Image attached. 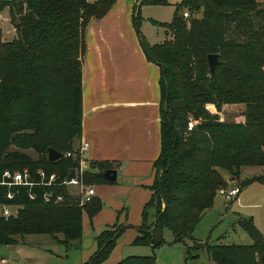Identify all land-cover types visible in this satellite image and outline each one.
<instances>
[{
    "label": "trees",
    "instance_id": "16d2710c",
    "mask_svg": "<svg viewBox=\"0 0 264 264\" xmlns=\"http://www.w3.org/2000/svg\"><path fill=\"white\" fill-rule=\"evenodd\" d=\"M116 0H0L8 7L15 30L0 41V165L12 170L43 169L63 180L76 168L79 155L56 161L32 158L9 147L21 133L35 152L53 147L61 153L75 150L81 130V65L84 29L90 18H101ZM167 5L168 0H141ZM185 8L183 11L181 8ZM188 11L189 16L182 13ZM200 13L199 17L194 14ZM133 23L137 26L138 12ZM165 39L139 42L149 61L160 68V152L155 175L144 204L143 221L133 245L160 246L162 229L176 239L189 235L213 206L216 193L227 182L219 169L240 179L242 166H264V0H180L172 18L163 22ZM208 54L221 63L209 72ZM243 104L244 122L220 120L225 104ZM190 119L197 123L188 130ZM18 160V161H14ZM97 171H92L96 169ZM106 163L90 162L81 175L85 185L110 182L102 172ZM262 180L245 177L241 183ZM0 186V204H17L18 213L0 215V244L14 245L24 234L60 233L68 244L81 238V213L100 208L94 197L78 205V197L59 185L58 204L30 200L22 187L12 199ZM154 207L152 221L147 209ZM252 237L249 245L206 244L212 264H264V236L250 221L241 222ZM127 226L113 225L95 238L96 249L83 264H103ZM203 246V244H198ZM115 264H155L154 254L128 255Z\"/></svg>",
    "mask_w": 264,
    "mask_h": 264
},
{
    "label": "rangeland",
    "instance_id": "374dc122",
    "mask_svg": "<svg viewBox=\"0 0 264 264\" xmlns=\"http://www.w3.org/2000/svg\"><path fill=\"white\" fill-rule=\"evenodd\" d=\"M140 1L119 0L121 5L119 7L123 9L127 4H136L134 10L136 13L138 12L139 16L137 26H134L133 23L134 15H136L133 9L129 10L125 19L130 16L131 29L137 37L141 36L148 44H158L165 39L163 22L171 20L174 5L180 0H168L167 5L142 4ZM181 9L183 11L185 8L182 7ZM122 14L119 16L121 17ZM199 16L200 13L194 14V17ZM8 18L9 10L8 7H5L0 13V39L7 38L10 40L13 38L12 25ZM243 112V104H225L221 108L219 117L222 121L244 122ZM196 123L197 121L195 122L193 119L189 121L192 128ZM191 129L188 128V130ZM33 137L29 132L21 133L15 138L9 149L25 152L34 159L46 158V151L35 152L28 146V142L32 141ZM75 142L76 140L73 144ZM219 172L227 182L226 188L240 186V193L236 197L227 198L217 192L213 206L205 213L189 235L176 239L173 233L164 227L162 229L163 242L153 251L147 245H133L128 242L129 240L132 241L138 234L137 227L143 221L142 211L144 204L149 200V195H146L147 199L144 201L143 197L134 201L133 197L127 195L128 187L132 186L121 182V179L114 183L94 181L90 186L95 191L93 197L94 200L100 202V208L92 216L85 210L82 211L80 239L71 240L66 245L61 241H56L48 234H24L17 237V244L10 246L0 244V264H83L87 259L82 263L80 262L82 248L85 247L87 250V247L92 246L95 249L97 235L113 225L127 226L116 241V248L121 249L122 257L153 253L155 264H211L205 250L206 244L222 242L249 245L252 243V237L241 222L250 221L264 236V166H242L240 179L233 178L227 169L221 168ZM260 175L262 180H254L247 184L241 183L245 177ZM140 188L142 189L140 191L145 189ZM77 189L76 187L70 188L72 192L77 191ZM3 208L5 207L0 206V215ZM9 210L13 216L18 213V208L15 206L9 207ZM154 212V207L147 209L149 222L152 221ZM55 236L60 240L63 239V235L60 233ZM198 244H203V246ZM1 258L5 259V263L1 262Z\"/></svg>",
    "mask_w": 264,
    "mask_h": 264
},
{
    "label": "crops",
    "instance_id": "0c3cea01",
    "mask_svg": "<svg viewBox=\"0 0 264 264\" xmlns=\"http://www.w3.org/2000/svg\"><path fill=\"white\" fill-rule=\"evenodd\" d=\"M119 6L116 0L103 17L92 18L84 29L81 130L74 146L87 142L83 158L88 169L90 162L110 165L116 171L114 182L121 179L131 185L127 195L144 201L146 195L151 197L153 163L160 152V68L146 58L139 36L131 29L130 16L125 19L136 4ZM11 31L14 37L13 27ZM140 187L145 189L140 191ZM95 249L82 248L80 262L88 260ZM116 249L115 245L103 264H115L122 258L121 249Z\"/></svg>",
    "mask_w": 264,
    "mask_h": 264
},
{
    "label": "built area",
    "instance_id": "2783aa9c",
    "mask_svg": "<svg viewBox=\"0 0 264 264\" xmlns=\"http://www.w3.org/2000/svg\"><path fill=\"white\" fill-rule=\"evenodd\" d=\"M184 17H188V11L182 13ZM192 128L191 125L188 127ZM88 148V143L85 141H80L79 145L73 151H66L62 156L71 157L75 154L79 155L78 165L75 170L74 178L71 180H58L54 173L47 174L43 169H36L32 172L29 168L23 167L21 169L12 170L9 168H3L0 165V186H5L8 191L6 197L12 199L17 193H19L22 187L27 188L28 198L30 200L41 199L44 203L58 204L63 201V196L54 193V188L59 185H64L66 187H76L78 188L76 192H71L76 197H78V205L82 206L88 203L94 196L95 191L92 186L85 185L81 180L82 173L88 169V164L83 158V153ZM240 191L239 186H233L230 188H221L218 192L227 198L235 197ZM0 206H4L1 215L7 219L12 215L9 207L15 206L19 208L17 204L1 203ZM1 262L5 263V259L1 258Z\"/></svg>",
    "mask_w": 264,
    "mask_h": 264
},
{
    "label": "water",
    "instance_id": "95a60500",
    "mask_svg": "<svg viewBox=\"0 0 264 264\" xmlns=\"http://www.w3.org/2000/svg\"><path fill=\"white\" fill-rule=\"evenodd\" d=\"M207 61H208V66H209V72L213 74L215 71V68L221 63L219 55L218 54H208ZM61 156H62V153L56 150L55 148L53 147L47 148V158L49 161H56L60 159ZM74 175H75L74 168H70L66 176V180L69 181L73 179ZM102 176L104 179L110 182H114L116 180V171L115 169L107 168L102 172Z\"/></svg>",
    "mask_w": 264,
    "mask_h": 264
}]
</instances>
